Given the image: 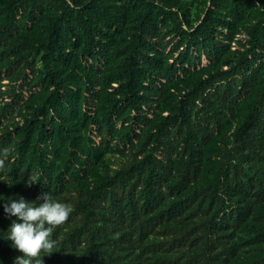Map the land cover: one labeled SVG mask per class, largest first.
Segmentation results:
<instances>
[{"label":"trees","instance_id":"obj_1","mask_svg":"<svg viewBox=\"0 0 264 264\" xmlns=\"http://www.w3.org/2000/svg\"><path fill=\"white\" fill-rule=\"evenodd\" d=\"M63 1L65 8L49 19L44 38L31 44L33 50L43 52L38 84L46 92L43 99L32 106L30 116L23 123L4 134L5 141L17 137L10 172L38 180L31 188L35 196L50 193L53 197L66 181L85 175L88 164L97 159L104 144L99 138L102 127L110 130L113 119L121 117L126 123L124 145L133 146L143 133V146H148L149 150L141 160L128 164L114 175L99 178L83 192L84 197L75 211L79 220L66 233L67 241L81 246L80 264H132L112 247L113 240L122 236L107 230L113 215L121 222L128 219L143 233L196 202L199 205L205 202L209 213L204 220L205 263L220 264L218 253H211L212 228L228 224L229 220L238 225L250 212L248 205H235L225 196L229 164L222 163L208 185L195 187L186 198L160 207L166 192L163 155L171 147L169 135L173 132L187 158L178 180L168 188L171 192L186 189L198 172L197 140L207 134L199 117L198 102L206 104L209 95L218 94L222 88H231L233 84L238 85V96L244 98L253 91L256 82H264V69L260 71L264 67V8L259 9L257 21L247 30V47L235 63L228 69L218 67L207 75L196 76L179 91L173 107L142 132L148 121V110L155 106L152 102L166 94L169 81L184 80L193 69L214 63L223 56L228 43L220 27L232 29L235 21L208 10L192 25L190 16L183 10L178 12L157 0H135L141 7L137 23L131 35L114 49L116 36L127 17L126 7L111 0ZM4 2L13 7L24 0ZM256 5V0H236L234 16L242 17ZM172 12L179 20L173 49V53H177L166 63L161 44L153 39L152 32L157 15L167 16ZM66 35L73 38L75 45L69 51L61 45ZM111 47L120 57L115 76L116 90L121 97L109 106L100 120L93 112L94 102L98 95V78L107 65ZM58 62L69 66L68 72H63ZM28 75V71L25 72L22 84L12 90L2 117L14 112L24 101ZM207 114L212 116L216 111L208 110ZM257 127H264V87L252 98L236 131L239 146L248 149L258 167L254 172L242 169L245 182L234 177L235 186L241 192L264 200V155L254 141ZM122 200H125L124 206ZM254 264H264V257Z\"/></svg>","mask_w":264,"mask_h":264},{"label":"rangeland","instance_id":"obj_2","mask_svg":"<svg viewBox=\"0 0 264 264\" xmlns=\"http://www.w3.org/2000/svg\"><path fill=\"white\" fill-rule=\"evenodd\" d=\"M111 1L127 9L125 23L113 45L115 49L131 35L141 7L135 0ZM157 1L165 3L178 12L185 11L190 16L192 25L197 24L208 10H211L219 16L232 18L235 21V27L232 29L220 27L226 33L223 37L228 43V49L219 60L193 69L184 80L169 81L166 94L152 102L155 106L148 110V121L144 124L142 132L151 128L155 120L173 107L179 91L189 85L196 76L207 75L218 67L228 69L235 63L247 47L245 40L247 30L257 21L259 9L264 8V0H256L257 5L252 10L242 17H237L233 12L236 0ZM64 8L63 0H24L23 3L18 2L13 7L6 6L4 0H0V151L4 148L9 150L5 167L0 169V264H14L15 258L22 255L12 246L13 242L7 239L11 222L16 217L9 218L4 212V204L9 200H19L21 197L26 202H35L37 205L42 202L33 194L32 184L28 186L32 176L26 177L20 173L14 175L10 172L11 157L15 151L17 137L14 136L5 141L4 134L17 124L23 123L24 119L30 116L32 106L40 102L45 95L46 89L38 84L41 76L39 70L43 67L41 61L43 52H36L31 44L44 38L49 19L60 14ZM178 23L179 20L174 12L168 13L167 16L157 15L156 28L152 32V37L161 44L166 63L177 53L176 51L173 53V49L178 38L176 36ZM73 41L70 35H66L62 38L61 45L69 51L75 48ZM114 49L111 47L107 65L98 78V95L95 97L93 112L100 120L105 117L109 106L121 97L116 90L118 83L115 76L120 57ZM60 68L65 73L70 69L62 63ZM263 69L264 67H261L260 71ZM27 71L29 75L25 81L28 82V86L24 91V101L14 112L2 117L3 108L10 100L12 90L17 84H22V75L24 76ZM263 87V81L256 82L253 85V91L243 98L237 94L238 85L233 84L231 88H222L218 94L209 95L206 104L198 102V107L201 109L199 117L203 121V128L207 134L197 140L198 172L186 189L171 192L168 188L178 180L180 169L187 158L182 151L180 140L173 132L169 135L171 147L163 155V161L166 164V168L163 169L166 175L163 179V187L166 192L159 203L160 207L170 206L175 200L186 198L195 187L201 188L208 185L222 163L229 164V186L225 196L235 205H248L250 212L245 219L237 223L238 225L229 220L228 224L212 228L210 235L214 239H209L211 253H218L220 258L217 261L220 264H254L264 257V200L241 192L234 183L235 176L246 181L242 169L254 172L258 167L253 157L248 154V149L239 146L236 131L244 119L247 106ZM208 110L216 111V114L209 116ZM125 129L126 123L121 117L113 119L110 130L103 126L99 132V138H102L104 144L97 159L90 161L84 176L66 181L63 189L53 195L52 198L55 201L70 205L73 211L65 223L53 230L50 239L56 242L55 247L51 254L41 253L40 258L43 264H80L81 246L79 244L73 246L67 241L66 233L70 226L79 220L75 211L84 197L83 192L91 188L99 178L114 175L128 164L141 160L149 150L148 146H143L145 138L143 133L133 146H125L123 140ZM254 141L257 149L264 155V127H257ZM124 203L125 200H122L123 206ZM204 203L190 204L178 214L164 219L143 233L128 219L121 222L113 215L114 218L108 222L107 230L109 233L114 231L113 235L122 236L113 240L115 243L112 247L116 253L123 256V259L132 261V264H206L203 255L207 240L204 220L209 213L205 210ZM217 237H219L218 240H216Z\"/></svg>","mask_w":264,"mask_h":264},{"label":"clouds","instance_id":"obj_3","mask_svg":"<svg viewBox=\"0 0 264 264\" xmlns=\"http://www.w3.org/2000/svg\"><path fill=\"white\" fill-rule=\"evenodd\" d=\"M8 155L7 148L0 151V169L5 167ZM37 181L33 179L28 186ZM38 200L42 202L37 205L21 197L9 200L3 206L9 218L16 217L7 236L13 242L12 246L22 253L15 258L14 264H43L41 253L51 254L55 247L56 242L50 239L53 230L65 223L73 211L70 205L55 201L50 193L42 194Z\"/></svg>","mask_w":264,"mask_h":264}]
</instances>
